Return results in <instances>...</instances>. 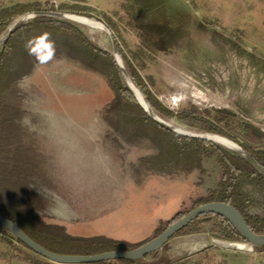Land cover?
<instances>
[{"label": "rangeland", "instance_id": "374dc122", "mask_svg": "<svg viewBox=\"0 0 264 264\" xmlns=\"http://www.w3.org/2000/svg\"><path fill=\"white\" fill-rule=\"evenodd\" d=\"M27 4L30 10L4 21L10 23L0 37L34 12L101 20L154 102L174 113L166 116L152 106L162 118L184 130L217 134L194 119L206 118L239 146L264 150V0H0V11ZM39 17L71 23L109 54L103 63L114 59L106 31L91 33L76 22L42 15L18 27L22 52L39 45L42 35L28 26ZM61 36L60 58L34 64L29 74L17 62L10 79L0 80V171H16L50 194L56 217L47 222L74 234L143 240L160 218L192 209L195 200L216 189L222 168L215 156H204V172L185 174L183 161L195 144L178 142L139 113L113 114L112 125L104 122L101 112L113 91L101 74L82 64L95 54L71 31L64 29ZM181 113L191 117L180 118ZM87 134L95 139L92 150L79 146ZM243 189L255 201L248 212L264 217V192L249 180ZM175 197L174 209L182 199L176 211ZM194 227L197 231L172 237L138 264H264V249L212 243V238L244 242L224 238L216 217ZM6 240L22 248L0 231V264H12Z\"/></svg>", "mask_w": 264, "mask_h": 264}, {"label": "trees", "instance_id": "16d2710c", "mask_svg": "<svg viewBox=\"0 0 264 264\" xmlns=\"http://www.w3.org/2000/svg\"><path fill=\"white\" fill-rule=\"evenodd\" d=\"M30 6L31 5L29 4L16 5L13 8L1 10L0 33L10 23L4 22L5 20L8 21L11 16L19 12L30 10ZM64 7L65 6L62 5L60 8L64 9ZM67 10L69 9L67 8ZM70 12L77 13L75 10ZM28 26L35 33L42 35L37 49L30 53L22 52L19 47L20 28L14 30L4 41L0 49V80L10 79L11 70L17 62L24 64L26 73L29 74L34 64L47 63L51 58H60L65 50L61 39L62 31L64 29L71 31V37L77 38L82 43L86 44L95 54L94 57H92L91 62H82L83 67L101 74L113 91L114 96L112 100L101 112L102 119L107 124L112 125L111 115L113 114L139 113L145 117L148 123L160 129L164 133L169 134L178 142H193L195 147L187 153L183 161L182 168L185 174H189L193 170L204 172L202 158L204 156H215L217 162L222 168L217 188L210 191L208 196L195 200L192 209L207 202L221 201L236 208L244 216L247 225L252 232L264 233V217L252 215L248 212V209L254 205L255 201L243 189L244 180H249L255 184L260 191L264 192V175L261 174L247 158L214 142L181 135L156 123L142 109L130 89L125 84L116 61L110 57L109 62L103 63V58L108 57L109 54L94 47L86 36L71 23L48 17H39L28 24ZM45 45H47V47H45ZM118 48L134 83L137 85L143 96L161 114L166 116L174 115L173 112L163 109L159 104L154 102L150 91L143 82L139 72L132 65L129 58L119 45ZM179 117L189 118L191 116L181 113L179 114ZM194 119H199L207 131L217 133L222 136H226L233 141H237L213 125L210 120L196 117ZM241 146L264 167V150L253 149L246 145ZM49 196L50 194L44 193L32 187L29 179L21 176L18 172L0 171V214L15 222L32 240L47 250L68 255H94L108 251L135 249L161 234L170 224L182 218L189 211L179 210L171 218L161 219L148 237L141 241L130 242L103 234L90 236L75 235L70 233L64 225L47 222L46 219L56 217L55 214L51 213L53 204L50 203L52 198L50 199ZM211 217H216L218 219L220 231L224 238L229 240H245L241 233L231 224L229 220L222 215L215 213H205L199 215L188 225L176 232L172 237L179 235L186 230L191 232L197 231V227H194V225ZM0 231L11 239L17 241L22 246V248H16L9 241H5L12 248V256L14 258L29 264H54L29 250L24 244L16 240L13 235L4 230L2 226H0ZM168 241L163 245L162 249L165 248ZM256 247L260 250L264 249V246ZM155 253L156 251L152 252V254ZM145 257L141 259H144ZM141 259H117L91 264H105L109 262L138 264ZM155 264H161V262H157ZM164 264L171 263L167 262Z\"/></svg>", "mask_w": 264, "mask_h": 264}, {"label": "water", "instance_id": "95a60500", "mask_svg": "<svg viewBox=\"0 0 264 264\" xmlns=\"http://www.w3.org/2000/svg\"><path fill=\"white\" fill-rule=\"evenodd\" d=\"M36 15L42 16H52L60 19H66L73 22H76L74 19L70 18L71 16L82 17V15H76L71 13L64 12H54V11H41L34 12L32 14H27L20 19L16 20L10 27L6 30V32L0 37V44H3L4 41L9 37V35L16 30L21 24L24 23L27 19L31 17H35ZM86 17V16H83ZM92 18V17H91ZM97 21L100 25H102L105 31L112 38V45L114 49V59L120 69V72L126 82L127 87L130 89L134 97L136 98L139 105L143 108L146 114L153 119L156 123L163 126L164 128L173 131L175 133L185 135L188 137L205 139L216 144L223 146L224 148H228L233 152H236L245 158H247L256 168L257 170L264 175V167L260 165L249 152L243 149L238 144L236 148H232L228 145H225L219 141L214 140L209 137L208 134L211 133H196L189 130H180L176 129L172 126L165 124L164 122L158 120L156 117L152 115V113L156 112L149 101L143 96V94L139 91L138 87L134 84L131 77L129 76L126 68L123 65L122 58L119 54L117 41L113 38V35L109 28L101 21L95 18H92ZM78 23V22H76ZM79 24V23H78ZM148 106V109L145 108L141 102V100ZM151 111V112H150ZM215 135V134H214ZM233 142V141H232ZM235 143V142H234ZM205 213H215L222 215L227 220L231 222V224L241 233L244 237V242L240 241H225L212 238L211 241L214 244L220 245L225 248L235 249V250H245L244 248L238 246V244H249L251 246V250L253 246H264V233H254L250 230L247 225L246 219L244 216L232 205L221 202V201H213L207 202L202 205H199L191 210H189L182 218L170 224L161 234L149 240L148 242L140 245L139 247L132 250H116V251H108L102 252L94 255H68V254H59L52 251L47 250L34 240H32L15 222L6 218L5 216L0 214V226L6 231H8L14 238L24 244L29 250L34 253L42 256L48 261L54 264H91L101 261H109V260H117V259H125V260H138L146 255L155 252L163 247V245L179 230L188 225L191 221L197 218L201 214Z\"/></svg>", "mask_w": 264, "mask_h": 264}, {"label": "bare ground", "instance_id": "6f19581e", "mask_svg": "<svg viewBox=\"0 0 264 264\" xmlns=\"http://www.w3.org/2000/svg\"><path fill=\"white\" fill-rule=\"evenodd\" d=\"M70 18L74 19L76 22H78L80 25L84 26L85 29L89 32H100V31H105L104 27L102 25H100L97 21H95L94 19L90 18V17H77V16H71ZM83 28V27H82ZM141 100V99H140ZM143 106L145 108L148 109V106L141 100ZM151 112V111H150ZM152 115L154 117H156L158 120L164 122L165 124L169 125V126H172L176 129H180V130H183L185 131L184 129H181V128H178L176 127L175 125L171 124L170 122H168L167 120H165L164 118H162L159 113H152ZM209 137L213 138L214 140L216 141H219L225 145H228L232 148H236V143L232 142L231 140L223 137V136H220V135H217V134H208ZM238 246L244 248L245 250H251V246L249 244H238Z\"/></svg>", "mask_w": 264, "mask_h": 264}, {"label": "crops", "instance_id": "0c3cea01", "mask_svg": "<svg viewBox=\"0 0 264 264\" xmlns=\"http://www.w3.org/2000/svg\"><path fill=\"white\" fill-rule=\"evenodd\" d=\"M50 61V60H49ZM48 61V62H49ZM47 62V63H48ZM44 64H46V63H44ZM41 70L42 71H44L45 69L44 68H41ZM31 73V72H30ZM103 120V119H102ZM104 121V120H103ZM105 122V121H104ZM83 138L82 139H80L81 140V142L82 143H80L79 144V146H81L82 148H84V149H86V150H92L94 147H95V139H94V137H93V134H91V136H89L88 134L87 135H84V136H82ZM202 166H203V164H202ZM203 168H204V166H203ZM197 171H199V170H193V171H191L190 173H189V175H192V173L194 174V173H196ZM176 197H175V199H174V201H173V203H171L172 205H171V207H172V209L174 210V211H176V209L177 208H179V206L182 204V199L179 197V201L177 202L178 203V206L174 209V207H175V203H176ZM177 211H179V210H177ZM161 219H165V218H160L159 220H158V222L161 220ZM158 222H157V224H158ZM157 224H156V226H157ZM61 225H63V224H61ZM65 226V225H64ZM155 226V227H156ZM66 227V226H65ZM154 227V228H155ZM67 228V227H66ZM154 228H153V230H154ZM67 230H68V228H67ZM152 230V231H153ZM69 231V230H68ZM70 232V231H69ZM71 233V232H70ZM152 233V232H151ZM72 234H74V233H72ZM101 234V233H100ZM75 235H84V236H90V234L88 235V234H75ZM91 235H96V234H91ZM103 235H107V236H110V237H113V238H116V239H123V238H117V237H114V236H111V235H108V234H103ZM149 236V235H148ZM147 236V237H148ZM123 240H127V241H130V242H137V241H131V240H128V239H123ZM141 241V240H140ZM12 264H29V263H26V262H24V261H20L19 259H16V258H14L13 256H12ZM107 264V263H106ZM111 264H121V263H118V262H113V263H111Z\"/></svg>", "mask_w": 264, "mask_h": 264}, {"label": "snow or ice", "instance_id": "6c2138e0", "mask_svg": "<svg viewBox=\"0 0 264 264\" xmlns=\"http://www.w3.org/2000/svg\"><path fill=\"white\" fill-rule=\"evenodd\" d=\"M45 47H47V45H45Z\"/></svg>", "mask_w": 264, "mask_h": 264}, {"label": "built area", "instance_id": "2783aa9c", "mask_svg": "<svg viewBox=\"0 0 264 264\" xmlns=\"http://www.w3.org/2000/svg\"><path fill=\"white\" fill-rule=\"evenodd\" d=\"M17 242V241H16Z\"/></svg>", "mask_w": 264, "mask_h": 264}]
</instances>
